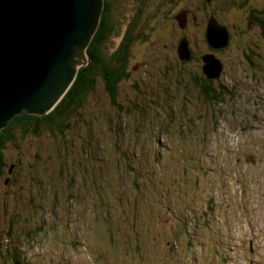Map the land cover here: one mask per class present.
I'll list each match as a JSON object with an SVG mask.
<instances>
[{"label": "rangeland", "instance_id": "rangeland-1", "mask_svg": "<svg viewBox=\"0 0 264 264\" xmlns=\"http://www.w3.org/2000/svg\"><path fill=\"white\" fill-rule=\"evenodd\" d=\"M201 1L147 0L116 102L99 84L64 135L6 143L0 227L34 233L11 242L27 264H264V0L214 12L233 37L209 82Z\"/></svg>", "mask_w": 264, "mask_h": 264}, {"label": "water", "instance_id": "water-1", "mask_svg": "<svg viewBox=\"0 0 264 264\" xmlns=\"http://www.w3.org/2000/svg\"><path fill=\"white\" fill-rule=\"evenodd\" d=\"M103 7L104 0H0V130L22 111L43 115L57 105L88 62ZM207 29L210 46L227 45L228 30L213 16ZM180 52L189 59L187 48ZM203 61V72L215 78L219 60L207 54Z\"/></svg>", "mask_w": 264, "mask_h": 264}, {"label": "trees", "instance_id": "trees-1", "mask_svg": "<svg viewBox=\"0 0 264 264\" xmlns=\"http://www.w3.org/2000/svg\"><path fill=\"white\" fill-rule=\"evenodd\" d=\"M119 7L122 11V20L116 13ZM255 18L260 24L264 36V20L258 16ZM118 23L124 25L123 29ZM141 25L140 15L130 8L126 12L121 0H104L98 27L86 50L88 62L77 70L75 79L65 95L49 113L37 115L22 111L13 116L0 130V177L6 169L3 149L8 141L18 142L30 135L34 137L45 134L51 135V137L64 135L78 123H82L88 97L99 84L103 85L106 95L109 96L112 103L116 102L119 94L118 85L127 79L126 65L131 49L140 38L142 39L139 33ZM144 25H146V21ZM113 36H116L118 41L108 50V40ZM200 92L205 99H216L214 91L209 90L205 84L200 85ZM190 170L194 171L192 168ZM7 173H9V169H7ZM203 218L204 223L208 224L209 219ZM15 223L11 222L7 231H3V228L0 227V261H3V264H27L21 255L13 251L11 242L14 238L32 237L31 235L34 233L29 230L20 235L11 233L13 228L17 229L14 232H18L20 229ZM29 228L31 229V226ZM17 248H19L18 245Z\"/></svg>", "mask_w": 264, "mask_h": 264}, {"label": "flooded vegetation", "instance_id": "flooded-vegetation-1", "mask_svg": "<svg viewBox=\"0 0 264 264\" xmlns=\"http://www.w3.org/2000/svg\"><path fill=\"white\" fill-rule=\"evenodd\" d=\"M146 1L147 0H136L135 2H132V4L130 5V10H132V11H136L140 16H142V14H144V15H146V17H147V20L149 19V12L147 11V9H146V5H147V3H146ZM175 1H179V0H175ZM219 1L221 2L222 0H211V2L210 3H208V2H206V1H201L202 2V6H204L205 8H202V10L205 12V15H204V22L200 25V28L201 29H204L205 27L203 26L204 25V23H206L207 24V22H208V20H209V18L211 17V16H213L217 21H218V23L220 24V25H224V24H222L219 20H218V17L215 15V13L214 12H217V10H224V14L226 15L227 14V12H229L228 10H230L229 8H233L234 10H235V8H237V9H241V6H242V3L244 2V0H243V2H242V0H226L225 1V3H224V7H223V9H221V7H220V9L218 8V6H217V4L219 3ZM151 4V3H150ZM162 5H166V4H164V3H162ZM209 5H212L211 6V8H209ZM227 5H229V6H227ZM153 10V11H152ZM151 11H150V18H152V17H154V18H156V17H158L159 15H161L160 13L159 14H157L156 12H154V11H158V9L155 7V10L154 9H152ZM189 9H188V5H184V7L183 8H181V9H179V11H182L183 12V14H184V16H185V18H186V20H187V15L185 14V13H189V11H188ZM199 10V9H198ZM178 13V12H177ZM227 16V15H226ZM190 18V16L188 15V19ZM251 18H252V20H255L254 19V17L253 16H251ZM182 21V20H181ZM251 20H249V22H250ZM188 22H189V20H188ZM177 25H178V29H179V32H181L182 30H184V28L186 27V25L187 26H189V25H191V23L189 22L188 24H187V22H185L184 21V25L183 26H181L180 24H179V22L177 21ZM246 26L247 27H250V23H248V24H246ZM234 27H238L237 25H234ZM188 28V27H187ZM226 28H227V30H228V34H229V38H228V43H227V45L225 46V47H223V48H213L212 46H210V44L208 43V41H207V38H206V33H205V38H206V41H207V43H208V45L209 46H206V51L205 52H203V53H200V54H198V55H200V60L202 61V63L204 64V61H203V57H204V55H207V54H212V55H219V53H222L223 51H226L225 49L226 48H228L229 46H230V44H231V41H232V32H233V30L231 31V29L230 28H228L227 26H226ZM192 29V28H191ZM237 29V28H236ZM250 29V28H249ZM186 30V29H185ZM206 31V30H205ZM204 31V32H205ZM203 32V33H204ZM246 30H244V33L246 34ZM182 35L180 36V43H182L181 44V49H182V45H183V47L184 48H187V50H188V52H189V59H187V60H192V59H194V54H196L195 53V51H194V49H195V47H197L198 48V44L197 43H195V45H194V49H193V47H192V45H191V43L189 42V40H188V38H186V36H185V33H181ZM180 49V50H181ZM178 51V50H177ZM177 53H179L178 55H180V52L178 51ZM178 55H176V56H178ZM179 58V57H178ZM198 58V57H197ZM264 58V57H263ZM180 59V58H179ZM183 59V58H182ZM247 59H248V62L249 63H251V64H253L254 63V61L252 60V58H250L249 56H247ZM181 60V59H180ZM220 61L222 62V65H224V63H223V61L220 59ZM244 68H245V65H244ZM210 80H215V78H211V79H208V82L210 81ZM207 88H209L207 85H205ZM224 87V86H223ZM225 88V87H224ZM209 90H211V91H213L212 90V88H209ZM108 96V95H107ZM109 97V96H108Z\"/></svg>", "mask_w": 264, "mask_h": 264}, {"label": "bare ground", "instance_id": "bare-ground-1", "mask_svg": "<svg viewBox=\"0 0 264 264\" xmlns=\"http://www.w3.org/2000/svg\"><path fill=\"white\" fill-rule=\"evenodd\" d=\"M99 24V23H98ZM98 27V26H97Z\"/></svg>", "mask_w": 264, "mask_h": 264}]
</instances>
